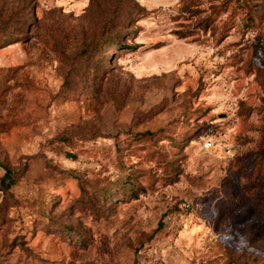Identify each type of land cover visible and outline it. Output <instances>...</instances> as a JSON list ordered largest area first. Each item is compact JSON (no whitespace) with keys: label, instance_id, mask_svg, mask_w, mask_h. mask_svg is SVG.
<instances>
[{"label":"rangeland","instance_id":"rangeland-1","mask_svg":"<svg viewBox=\"0 0 264 264\" xmlns=\"http://www.w3.org/2000/svg\"><path fill=\"white\" fill-rule=\"evenodd\" d=\"M0 163V264H264V0H0Z\"/></svg>","mask_w":264,"mask_h":264},{"label":"trees","instance_id":"trees-1","mask_svg":"<svg viewBox=\"0 0 264 264\" xmlns=\"http://www.w3.org/2000/svg\"><path fill=\"white\" fill-rule=\"evenodd\" d=\"M116 33V37L117 36H120V34L118 33V31H116L115 32ZM116 42V41H115ZM0 166H3V164L2 163H0ZM4 167V169H5V174H4V176H3V178H2V182L4 183V184H6V182H7V180L10 182V183H13V178H12V171L9 169V168H7V167H5V166H3ZM12 181V182H11ZM8 184H6V186H7Z\"/></svg>","mask_w":264,"mask_h":264},{"label":"built area","instance_id":"built-area-1","mask_svg":"<svg viewBox=\"0 0 264 264\" xmlns=\"http://www.w3.org/2000/svg\"><path fill=\"white\" fill-rule=\"evenodd\" d=\"M212 143L210 141H208V143H206V147L210 146Z\"/></svg>","mask_w":264,"mask_h":264}]
</instances>
